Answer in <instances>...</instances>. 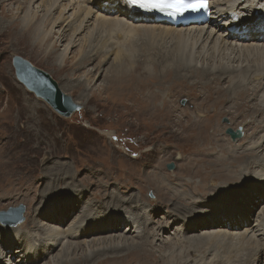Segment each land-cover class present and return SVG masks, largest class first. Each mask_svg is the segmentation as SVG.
Here are the masks:
<instances>
[{"label":"bare ground","instance_id":"bare-ground-1","mask_svg":"<svg viewBox=\"0 0 264 264\" xmlns=\"http://www.w3.org/2000/svg\"><path fill=\"white\" fill-rule=\"evenodd\" d=\"M5 1L9 0H0L3 11ZM262 8H264V0H212L210 20L174 25L156 14L140 13L130 8L124 0H24L23 6L16 5L11 16L13 21L6 28L7 33H15L19 39H29L34 31V39L38 47L47 41L46 58L52 56V50L64 39L66 42L61 43L62 49L58 54L60 62L68 56L72 47H82L75 61V67L85 65L99 54L110 59L115 49L119 51L126 45L129 49L140 42L150 49H156L158 46L164 49V54L156 63V67L155 65L153 67L155 73L159 71L157 66H160L163 75L172 71L177 79L193 80L194 77L195 80L200 81L198 77L202 74L203 82L210 79L209 81H215L213 83L215 84L218 78L220 87L222 81L227 78L226 81H230L232 85L223 91L224 97L213 101V108L209 107L206 99L203 98L204 95L200 98L202 103L204 102L202 108L204 116L206 120L210 117L217 120L224 113L230 114L229 108L226 107V104L230 103L234 110L231 112L234 118L237 116L241 119L249 118L244 124L254 135L238 150L227 144L224 148L220 147V150L214 151L216 138L214 136L211 139L207 138L205 152L211 151V157L214 155L212 158L217 160V167L204 171V165L203 168L195 171L194 165L201 162V158H208V155L202 152L189 159L182 158L177 136L171 132L163 141L158 136L151 140L152 134L149 136L146 134L145 140L136 133L132 134L136 137L134 142L137 149V154L133 156L125 148L118 147L117 132H104L108 137L109 145L105 142L97 145L96 154L99 160L104 157L106 160L90 164L91 167L97 165L102 167L105 171L102 178L96 180L83 178L79 181L71 176L70 181L64 183L63 188L59 186L52 189L51 186L44 191L45 193L31 195L33 198L41 199L36 200L38 202L36 209H29L26 222L21 228L15 227L17 225L7 224L12 227L0 225V264H170V262L171 264H234V258L240 257L243 258L242 264H264V157L261 161L259 154L253 155V151L256 150L264 153V10L261 11ZM19 14H22L20 18ZM35 19V27L32 30L29 24ZM61 24L64 26L55 30ZM18 25H20L19 29ZM66 28L71 29L69 37L65 34ZM2 30L4 28L0 31ZM116 58L113 57L111 61ZM96 66L97 64L94 65V69ZM139 67L141 70V62ZM143 71L148 72V68H143ZM209 76L217 78L213 79ZM158 79L157 77L153 80ZM204 84L207 85L206 82ZM144 87L139 86L138 90L134 89L139 96L140 107L135 116L131 115L138 119L148 116L152 121L166 119L168 111L165 110L166 113L162 114L155 112V109L164 104V100L170 95L169 90L164 89L161 84L159 91L157 90L156 95L151 98L150 95L144 94L142 90ZM164 87L169 86L165 83ZM246 95L248 97H245ZM194 96L196 95L188 96L189 101ZM179 99L188 102L185 96L181 95ZM249 99L254 100L255 103L250 104ZM168 100L167 98V105L173 108L169 113L171 114L172 111L177 113L173 121L178 123L182 116L180 113L187 114L188 110L171 103L172 97L170 102ZM189 104L194 106L191 101ZM15 109L19 113L17 107ZM195 111L202 119L200 111L198 109ZM11 113L12 110L5 108L4 114L18 124L21 119L20 114L9 115ZM260 115H262L261 121H256ZM194 123L197 125V121ZM201 124H204V121L199 122L198 126ZM17 131L21 132V129L18 128ZM189 133H193V130L187 131L185 135ZM33 135L34 139H37L38 132ZM201 141L203 140L200 139L198 149L200 147L202 149ZM196 142L188 144L191 148H195ZM152 143L156 146L155 149ZM153 150L155 158L150 157ZM175 154V158L179 160L178 176L173 175L177 168L171 174L164 171L165 162ZM249 156L252 157L251 161L247 159ZM8 161L19 166L16 159L6 158L5 161L0 159V170ZM182 163H185V167L180 169ZM222 164L225 166L224 171L219 169ZM240 165L243 170L239 176H247L252 172L253 178L257 180L246 182L245 188L228 190L227 186L242 179L234 175ZM38 166L25 171L27 178L32 173L40 172ZM113 171L116 174H112ZM121 173H123L122 177L118 176ZM212 174H215L216 178L212 177ZM71 179L74 180V186ZM216 179L221 181L217 180L215 183ZM109 182H114L118 189L107 190L105 187ZM0 183H2L1 178ZM11 183L16 184V181ZM145 184L153 185V190L144 188ZM14 186L0 184V202L5 198L21 195L28 197L31 188L24 194L19 191V186L18 188ZM128 186L136 187L138 194H125L124 192L127 191L121 189H126ZM65 190L77 194L75 197L63 196ZM148 191L156 193L159 199L156 196L154 201L147 199L145 193ZM198 198L207 200L198 202ZM239 198L243 200L237 203ZM259 201L262 203L256 205ZM160 207L166 209V221L156 222L153 216ZM50 209L58 210L66 220L60 222L56 216L50 215ZM70 213L74 216L72 220H70L72 215L69 217ZM181 218L183 224L173 228L171 232L172 224ZM33 219L39 224L36 225ZM124 223L120 230V225ZM24 228H31L32 231L25 232ZM147 237L155 241L153 244L159 241L162 246H169L170 250L160 252L158 251L160 248L154 247L153 249L158 251V255H155ZM35 238L39 240L38 244L34 242ZM167 238L169 240L163 242ZM14 245L15 248L12 249ZM57 246H60V249L56 255H53ZM176 249H182L179 250L181 252L179 260L172 257L164 259ZM6 250L9 252L11 250L10 253L16 254V258H11L12 254H6ZM121 251L124 253L119 254ZM259 255H262L260 260H258ZM47 259L48 261L45 262Z\"/></svg>","mask_w":264,"mask_h":264},{"label":"rangeland","instance_id":"rangeland-1","mask_svg":"<svg viewBox=\"0 0 264 264\" xmlns=\"http://www.w3.org/2000/svg\"><path fill=\"white\" fill-rule=\"evenodd\" d=\"M3 3L5 4L4 11L0 7V30L4 28L2 32L0 31V159L4 161L6 158H9V160L16 159L19 166L13 165L9 163L10 161H8L6 165H4L0 170V178L2 181V183L0 184L4 186L13 184L16 188H18L19 186V191H22V193L24 194L27 193V190L29 188H31L27 198L21 195L20 197L5 198L0 202V210H8L9 208L16 207L19 204H22L24 206V210L22 213L23 220L20 223L16 224L17 226L12 224L10 225L18 228H21V226L24 225L29 209L34 210L38 205V202H36L38 198H33L35 194L37 196L39 192L43 193L44 191H47V188L51 186L52 189L59 186L63 188L64 183L69 182V178H71V176L79 181L83 178L91 180H96L100 177L102 178L105 172L102 167L100 165L91 167L90 164L99 161L104 162L106 160L105 157L99 160V157L96 154L97 145L101 144L102 142H105L107 145H109V141L107 139L108 137L105 136L104 132H117V135L119 136L118 147L128 150L131 156L137 154V149L135 148L134 142V139H136V137H133L132 134H138V137H142L143 140H145L144 136L146 134H148V136L149 134H152L153 137L151 140H153L155 136H158L159 139L163 141L164 139L169 137L171 132V134L177 136L176 139L179 145V152L182 153V158L185 157V159L198 156L200 153L205 152L207 138L211 139L213 138L212 136L216 138L215 146L213 147V149L214 151H218L220 150V147L224 148L227 144L234 146L236 150H238L254 135L244 124L245 121L249 120V118L241 119L238 116L234 118L231 113L234 112V110L232 109V104L230 103L226 104V107H228L230 110V114L224 113L223 115H221V117H218L217 120L213 119L212 117L206 120L204 116L202 109L204 102L202 103L200 98L204 95L205 97L203 98L206 99L209 107L211 106V108H213L215 100L219 97H224L225 94H223V91L227 90L226 88H229V86L232 85L230 84V81H226L227 78L222 81V86L220 87L218 84L219 79L217 77V82L215 84H213L215 81H209L210 79H207L204 81L207 84L205 85L203 82L204 76L202 74H200L198 77L200 81L195 80L194 77H192L193 80L177 79L172 74V71H170L167 75H163V69L161 70L162 67L160 66H157L160 72L158 71L155 73L153 67L154 65L156 67V63L160 60L161 55L164 54V49L160 48L159 46L156 49H150L146 44H142L140 42H138L132 48L130 47L129 49H127V45L119 51L115 49V53L114 55H112V57H110V59H106L105 55L99 54L85 65L75 67V61L78 58V55L81 53L82 47H72L68 56L63 58L60 62L58 54L62 49V44L66 42L64 39L61 42L62 44L58 43V46H55L56 48L52 50V56L46 58L45 48L47 41H45V43L38 47L34 39V31L31 33L29 39H19L17 36H15V33H7L6 31L7 26L10 25L13 21L11 18L12 12H14L13 8H15L16 5L19 4L23 6L24 0H9ZM21 15L22 14H19V18L21 17ZM34 21L36 22V19L29 24L31 25L32 30H34L35 27ZM63 26L64 24H61V26L56 27L55 30H58ZM19 27L20 25H18L17 28L19 29ZM70 33L71 29L66 28L65 34L67 35V37H69ZM13 55H20L29 60L34 66L48 72L50 76L54 80H56L59 87L80 105V108L74 111L69 117H63L57 114L46 102L36 97L31 91H28L20 82L16 80L14 76V68L11 62ZM113 57L117 58L114 59V61H111L113 60ZM140 62L142 65L141 70L139 67ZM95 64H97V66L94 69ZM59 67L62 68L59 69ZM145 67L148 68V72L143 71V68ZM157 77L159 78V81L153 80L157 79ZM209 77L216 79L213 76ZM160 83L162 84V87L164 89L169 90L170 95L167 97L169 99V102L170 98L172 97L171 103H176L178 107H182L188 110L187 114H184L183 112L180 113L182 116L179 118L178 123L173 121L174 117L177 116V113L174 111H172L171 114L169 113V110L173 108L167 105V98L165 99L166 101L164 100V104H161L157 109H155V112H161L162 114L166 113L165 110L168 111L166 119L161 118L160 121L153 119L152 121L148 116H145V118L142 119L134 117L140 107L138 103L139 96L136 91H134V89L138 90L139 86H146L142 90L144 91V94L146 96L150 95L152 98L154 95H156L157 90L161 85ZM165 83H167L169 87L165 88ZM174 90L176 91L174 92ZM180 94L187 97L188 102H186L185 99L180 100ZM185 94H187L189 97H191L192 95H196L194 96L195 98L192 97L190 99L194 106H190L189 97ZM245 97L248 96L246 95ZM156 100H158V98ZM249 101L250 104L255 103L254 100L249 99ZM21 104H23L24 106H22ZM19 105L20 107H18ZM121 106L124 107L128 112L125 111ZM15 107H17L19 113L16 112ZM5 108H9L10 110H12V113L9 115L15 116L17 114H20L21 119L18 121V124L12 122L9 116L4 114ZM196 109H198L200 111V114H202V119L195 111ZM190 113L193 114L191 115ZM131 114L134 116H132ZM261 116L262 115L256 118V121H261ZM194 121H197V125L196 123H194ZM201 121H204V124L206 126L204 124L198 126V123ZM13 123H15V125H12ZM180 123L182 125H180ZM12 126H15L16 128ZM197 126L199 129L197 128ZM18 128L21 129V132L17 131ZM227 128H231L234 131L240 129L242 135L238 138L232 139L226 132ZM192 130L193 133H189L190 135L188 134L190 137L188 135H185L187 131L190 132ZM208 130L210 131L208 132ZM37 132L38 137L37 139H34L35 137L33 134ZM167 132H169V134H167ZM46 135L49 136L47 137ZM200 139L203 140L201 141L202 149L201 147L200 149H198V147L200 146ZM151 140H149L148 143H150ZM182 141H184V143ZM195 142V148H191L188 144ZM151 145H153L154 149L156 148L153 143ZM183 146L185 149L182 148ZM13 151L15 152L13 153ZM253 152V155L259 154V159L263 161V152H259L258 150ZM205 153L208 155V158H201V162H197L194 165L195 171L200 170L204 165V171H208L217 165V160L212 158L214 155H212V157L210 155L211 151ZM155 156L156 155L153 150L150 154V157L155 158ZM175 156L176 154L173 157L167 159L164 164V171L171 174L177 168L176 172L173 175L178 176L177 171L179 167V160L175 158ZM247 159L251 161L252 157L249 156ZM169 163L173 164L172 169L167 168V164ZM210 163L215 165H212ZM36 165L40 166H38L40 172L38 174L32 173L27 178L25 171L32 169ZM82 166H84V168ZM184 167L185 163H182L180 165V169H183ZM219 169L224 171V164L220 165ZM242 170L243 167L242 165H240L234 172V175H241L240 173L242 172ZM182 173L183 171L180 172V174ZM112 174H116V172L113 171ZM122 175L123 173L119 174L118 176L122 177ZM199 175L201 177H204L202 173H199ZM19 176H23L24 178H18ZM169 177L172 176L169 175ZM212 177H215V174H212ZM239 177L242 179L239 182H235L234 184L227 186L228 190L233 191L236 188H245L244 186L246 182L252 179L257 180V178H253L252 172L248 173L247 176L242 175ZM139 179H141V177H139ZM217 180L221 181L219 179H216L214 182L216 183ZM14 181H16V184L11 183ZM73 181L74 180L71 179L72 184ZM152 186L153 185L145 184L144 188L153 190ZM105 188L107 190H112L118 189V186L115 185L114 182H109L107 183ZM121 190L127 191L124 192L125 194H138V189L133 186H128L126 189ZM215 192L214 195H216ZM62 194L63 196L72 195L73 197H75L77 193L65 190ZM145 196L150 201H154L155 196L157 199H159V196L152 191L146 192ZM40 199L41 198H39L38 200ZM200 200L207 199H197L198 202ZM241 200L243 199H237V203H239V201ZM261 201H259L256 205L262 203ZM59 208L61 210H64L62 206H59ZM149 208H152V206H149ZM155 213L156 214H154L153 216L154 221H166V209L160 207L159 209H156ZM50 215L56 216L60 222L61 220H66V217L60 214L58 210L50 209ZM71 215L72 213L69 214V217ZM73 217L74 216L72 215L70 220L74 219ZM33 222H35L36 225L39 224H37L34 219ZM7 224L8 223L0 221L1 226L12 227ZM175 224H172L171 232H173V228L181 226V224H183V218H181V220H178ZM124 225L125 223L120 225V230ZM120 230L117 231L121 232ZM23 231L31 232L32 230L31 228H24ZM147 238L151 242L152 249L154 247H156V249L160 248L158 250L160 252L170 250L169 246H162L159 241H156V243L153 244V242L155 241H153L152 238ZM169 238L164 239L163 242L168 241ZM34 242L38 244L39 240L35 238ZM13 248H15V245L12 246V249ZM59 249L60 246H57L54 250L53 255H56ZM179 250L176 249L175 251L171 252L168 257H164V259L166 260L172 257L176 260H179V257L181 256L180 251H182V249L180 251ZM10 252L9 250H6V254H12ZM153 252L155 253V255H158V253L154 249ZM122 253H124V251L119 252V254ZM16 256V254H12L11 258L14 259L16 258ZM261 258L262 255H259L258 260H260ZM48 259L45 262H47ZM242 259V257L234 258V264H242Z\"/></svg>","mask_w":264,"mask_h":264},{"label":"water","instance_id":"water-1","mask_svg":"<svg viewBox=\"0 0 264 264\" xmlns=\"http://www.w3.org/2000/svg\"><path fill=\"white\" fill-rule=\"evenodd\" d=\"M11 62L16 80L36 97L46 102L57 114L69 117L80 108V105L59 87L56 80L48 72L34 66L29 60L20 55H13ZM226 132L232 139L242 135L240 129L234 131L227 128ZM167 168L172 169L173 164H167ZM23 210L24 206L22 204L8 210H0V221L16 225L23 220Z\"/></svg>","mask_w":264,"mask_h":264},{"label":"snow or ice","instance_id":"snow-or-ice-1","mask_svg":"<svg viewBox=\"0 0 264 264\" xmlns=\"http://www.w3.org/2000/svg\"><path fill=\"white\" fill-rule=\"evenodd\" d=\"M129 6L147 12H159L169 17L183 16L185 13L207 11L208 0H125Z\"/></svg>","mask_w":264,"mask_h":264}]
</instances>
